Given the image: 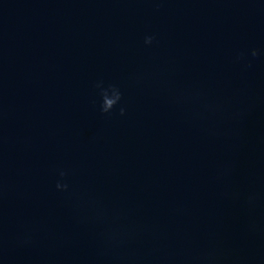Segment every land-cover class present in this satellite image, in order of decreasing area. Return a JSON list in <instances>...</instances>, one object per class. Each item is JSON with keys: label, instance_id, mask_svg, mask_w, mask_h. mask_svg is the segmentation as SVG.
<instances>
[{"label": "water", "instance_id": "1", "mask_svg": "<svg viewBox=\"0 0 264 264\" xmlns=\"http://www.w3.org/2000/svg\"><path fill=\"white\" fill-rule=\"evenodd\" d=\"M99 80L125 115L100 113ZM0 111L3 231L36 235L0 264H264V0H0ZM82 194L141 230L108 247Z\"/></svg>", "mask_w": 264, "mask_h": 264}, {"label": "clouds", "instance_id": "2", "mask_svg": "<svg viewBox=\"0 0 264 264\" xmlns=\"http://www.w3.org/2000/svg\"><path fill=\"white\" fill-rule=\"evenodd\" d=\"M156 35L146 34L144 37V44L146 46H151L156 42ZM251 57L255 58L260 55V50L253 48L251 49ZM245 54L243 52L239 53L237 56L238 60L244 59ZM246 67L251 66V61L245 62ZM94 88L98 90L99 94V111L105 115H112L113 110L118 108L119 115L123 116L126 113V104L124 101V93L121 86L115 83H108L105 85L103 80L96 81L94 83ZM202 93L199 89H191L186 92L180 93L177 97L178 101H199ZM204 109L211 112L220 111L222 104L205 103L203 105ZM3 113L0 111V119H2ZM70 175L69 170L60 168L57 170V180L55 183L56 190L58 192L64 193L71 197L74 192L68 181ZM7 191V186L3 177L2 165H0V203H2ZM79 206L84 209L89 216L85 219H92L99 221L103 224L104 230L101 235L105 244L112 249H119L130 243L138 232L141 230L138 226L127 225L123 226L117 223L120 219L122 213L119 209H113L111 214L109 210L102 204V202L94 196H89L87 194H82L77 197ZM257 200L256 193H249L247 197V202L249 206H255ZM14 244L17 247H28L32 246L36 242L35 229L25 228L22 231L16 233L14 238L9 241L3 231V221L2 216H0V255L3 254L5 247L9 243ZM178 264H216V253L214 250L203 251L196 256L186 255L182 257Z\"/></svg>", "mask_w": 264, "mask_h": 264}]
</instances>
